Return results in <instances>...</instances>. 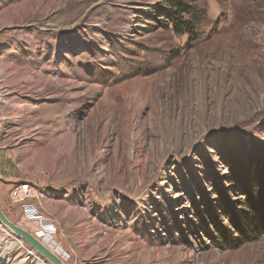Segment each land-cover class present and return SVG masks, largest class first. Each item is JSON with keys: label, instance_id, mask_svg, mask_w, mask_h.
Listing matches in <instances>:
<instances>
[{"label": "rangeland", "instance_id": "rangeland-1", "mask_svg": "<svg viewBox=\"0 0 264 264\" xmlns=\"http://www.w3.org/2000/svg\"><path fill=\"white\" fill-rule=\"evenodd\" d=\"M0 101L64 264H264V0H0ZM0 264L50 263L0 224Z\"/></svg>", "mask_w": 264, "mask_h": 264}, {"label": "built area", "instance_id": "built-area-1", "mask_svg": "<svg viewBox=\"0 0 264 264\" xmlns=\"http://www.w3.org/2000/svg\"><path fill=\"white\" fill-rule=\"evenodd\" d=\"M11 197L10 201L12 204H20L25 210V213L27 216L33 214L36 216V218H33L34 220H40V214L37 215L36 209H33V207L29 204L33 201V199L36 198V189L31 188L28 186V184H22L14 189L11 190ZM30 217V216H29ZM46 230L44 229H37L32 235L38 239L42 244H44L47 248H49L53 253H55L58 257H60L62 260H66V255L62 249L59 247H54L55 242L52 241L51 233H49L51 230H48L47 227L50 229L52 228L51 225L45 224Z\"/></svg>", "mask_w": 264, "mask_h": 264}, {"label": "water", "instance_id": "water-1", "mask_svg": "<svg viewBox=\"0 0 264 264\" xmlns=\"http://www.w3.org/2000/svg\"><path fill=\"white\" fill-rule=\"evenodd\" d=\"M0 224L11 231L17 238L24 241L28 246H30L39 256L48 261L50 264H64L63 260L53 253L49 248L42 244L38 239H36L32 234L26 232L25 230L17 227L11 223L3 214L0 209Z\"/></svg>", "mask_w": 264, "mask_h": 264}, {"label": "trees", "instance_id": "trees-1", "mask_svg": "<svg viewBox=\"0 0 264 264\" xmlns=\"http://www.w3.org/2000/svg\"><path fill=\"white\" fill-rule=\"evenodd\" d=\"M256 173L260 174V171L256 170L253 175V177L255 178V182L257 183V181L260 182V178ZM262 187L263 186L261 185V189L254 188L252 194H254L256 201L254 204L248 201L247 208L249 209V213H246V216L242 217L241 223L245 225L249 230H256L258 229V226L264 225V189H262Z\"/></svg>", "mask_w": 264, "mask_h": 264}, {"label": "bare ground", "instance_id": "bare-ground-1", "mask_svg": "<svg viewBox=\"0 0 264 264\" xmlns=\"http://www.w3.org/2000/svg\"><path fill=\"white\" fill-rule=\"evenodd\" d=\"M2 108L1 101H0V109Z\"/></svg>", "mask_w": 264, "mask_h": 264}]
</instances>
